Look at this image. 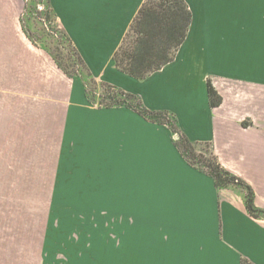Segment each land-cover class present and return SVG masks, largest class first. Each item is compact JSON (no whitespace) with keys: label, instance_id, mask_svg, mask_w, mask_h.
<instances>
[{"label":"crops","instance_id":"obj_1","mask_svg":"<svg viewBox=\"0 0 264 264\" xmlns=\"http://www.w3.org/2000/svg\"><path fill=\"white\" fill-rule=\"evenodd\" d=\"M48 1L54 22L96 81L137 95L150 109L163 103L181 131L192 142L210 143L220 165L247 182L254 204L264 208V0H184L190 23L183 41L169 62L143 79L118 69L113 55L144 0ZM12 13L9 0H0V53L18 58L22 46ZM208 80L222 97L214 107ZM64 125L65 142L89 146L115 165L120 189L129 196L144 190L214 212L210 225L173 227L177 236L194 230V240L152 242L148 264H241V258L264 264V218L247 213L238 188L218 189L210 175L190 165L166 125L125 106L96 107L75 80ZM177 204L166 205L183 206ZM134 223L116 226L125 230L116 246L129 245Z\"/></svg>","mask_w":264,"mask_h":264},{"label":"rangeland","instance_id":"obj_2","mask_svg":"<svg viewBox=\"0 0 264 264\" xmlns=\"http://www.w3.org/2000/svg\"><path fill=\"white\" fill-rule=\"evenodd\" d=\"M9 4L22 54L0 53V264H148L152 242L194 240V230L177 236L173 227L210 225L214 212L144 190L129 196L120 189L115 165L89 146L65 142L70 83L85 93L86 77H68L52 58L50 51L69 62L44 1ZM72 66L69 73L85 74ZM153 106L170 111L157 101ZM133 221L129 245L116 246L125 233L116 226ZM138 255L144 257L138 261Z\"/></svg>","mask_w":264,"mask_h":264},{"label":"trees","instance_id":"obj_3","mask_svg":"<svg viewBox=\"0 0 264 264\" xmlns=\"http://www.w3.org/2000/svg\"><path fill=\"white\" fill-rule=\"evenodd\" d=\"M41 1L46 4V17L49 18V21H54L49 1ZM27 6L29 8V5ZM189 23L190 11L184 0H144L121 45L113 55L114 65L137 79L145 78L150 72L159 69L173 58L176 49L186 35ZM55 27L56 30H59L58 42H66L65 49L68 51L69 62L62 63L60 56L56 52L50 51L52 58L68 77H86L84 79L85 94L93 105L97 107L125 106L137 112L147 121L166 125L173 134L177 135L175 145L190 165L210 175L218 189L238 188L242 192L247 213L254 218H264V208H259L254 204L255 194L252 187L220 165L210 143L192 142L179 128L177 119L172 112L151 110L143 104L137 95L103 81L96 82L90 72L84 68L80 55L64 32L57 24ZM24 32L31 39V35L25 27ZM49 33L52 34V32ZM69 65H73L72 67L79 65L85 74L79 71L73 74L69 73L66 69ZM206 89L209 105L211 107L219 105L222 97L210 80L207 81ZM241 264L253 263L246 258H241Z\"/></svg>","mask_w":264,"mask_h":264},{"label":"snow or ice","instance_id":"obj_4","mask_svg":"<svg viewBox=\"0 0 264 264\" xmlns=\"http://www.w3.org/2000/svg\"><path fill=\"white\" fill-rule=\"evenodd\" d=\"M73 3L79 4V3H87L88 0H72Z\"/></svg>","mask_w":264,"mask_h":264},{"label":"built area","instance_id":"obj_5","mask_svg":"<svg viewBox=\"0 0 264 264\" xmlns=\"http://www.w3.org/2000/svg\"><path fill=\"white\" fill-rule=\"evenodd\" d=\"M173 136H174V137H177V135H176V134H173ZM175 139H176V138H175Z\"/></svg>","mask_w":264,"mask_h":264},{"label":"water","instance_id":"obj_6","mask_svg":"<svg viewBox=\"0 0 264 264\" xmlns=\"http://www.w3.org/2000/svg\"><path fill=\"white\" fill-rule=\"evenodd\" d=\"M175 138H177V137H175Z\"/></svg>","mask_w":264,"mask_h":264}]
</instances>
